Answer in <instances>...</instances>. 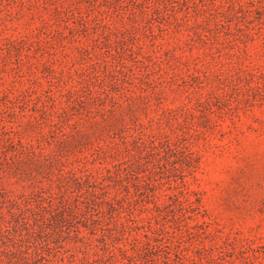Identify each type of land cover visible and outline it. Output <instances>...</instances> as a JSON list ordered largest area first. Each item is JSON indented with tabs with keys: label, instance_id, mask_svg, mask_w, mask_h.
<instances>
[{
	"label": "rangeland",
	"instance_id": "1",
	"mask_svg": "<svg viewBox=\"0 0 264 264\" xmlns=\"http://www.w3.org/2000/svg\"><path fill=\"white\" fill-rule=\"evenodd\" d=\"M78 167L112 171L115 209L61 178ZM39 189L83 214L12 217L2 195ZM0 217V264H87L145 231L137 264H264V0H0Z\"/></svg>",
	"mask_w": 264,
	"mask_h": 264
},
{
	"label": "trees",
	"instance_id": "2",
	"mask_svg": "<svg viewBox=\"0 0 264 264\" xmlns=\"http://www.w3.org/2000/svg\"><path fill=\"white\" fill-rule=\"evenodd\" d=\"M57 138V145L62 149L66 148V150H68L67 148L70 147V138L62 129L60 130L58 128ZM154 144V141L151 140V146H156ZM24 146L27 152H29L31 159L34 160L32 162L34 165H40L43 161L49 162V159L53 158V154L44 153L43 151L37 150L33 143H26ZM21 161L25 160L15 159L11 162V164L9 163V165L12 168V166H17V164ZM116 165L117 168L114 171V175L120 176V173L122 172L120 168L121 162L116 163ZM107 172V175H95L88 169L78 167L66 171L60 169V176L62 179L68 182L73 181V183L76 184L80 189L84 188L85 192H81L79 197L85 195V198L87 199L90 198L96 203H105L108 208L115 209L118 199L114 196H108V191L106 190L108 187V184L106 183V177H111L112 171L107 169ZM36 194L39 197L38 203H36V205L30 203L29 199L22 200L4 194L2 196L4 201L9 203V211L12 217L22 215V212L25 209L30 212L32 222L28 219V217H21L23 218L22 224L26 226L32 225L33 227L38 226V228H40L42 227V223H44L47 219H55V217L58 215L62 216L61 218H79L81 214H83L78 204L79 198H74L73 200L63 193L54 191L52 189L48 191L39 189ZM85 206L86 208L88 207V205ZM10 227L11 225H4L3 222H0V230L3 232V234L10 232ZM76 230L79 231L78 229ZM155 232L156 231L153 233ZM144 237L145 239H140L137 237L129 238L126 243L118 244L112 248L107 247L105 252L99 254L97 258L89 261L87 264H137L136 255L130 253V248L135 246L143 249L144 247L151 246L153 239H158V235H151L148 233V231H145ZM37 254L40 253L37 251Z\"/></svg>",
	"mask_w": 264,
	"mask_h": 264
}]
</instances>
